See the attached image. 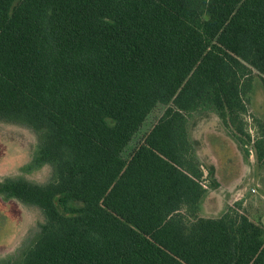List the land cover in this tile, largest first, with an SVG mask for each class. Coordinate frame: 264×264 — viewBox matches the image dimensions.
Masks as SVG:
<instances>
[{
    "label": "trees",
    "instance_id": "trees-1",
    "mask_svg": "<svg viewBox=\"0 0 264 264\" xmlns=\"http://www.w3.org/2000/svg\"><path fill=\"white\" fill-rule=\"evenodd\" d=\"M257 79L264 0H0V120L51 169L0 184L44 215L10 264H264V213H200L215 167L190 135L213 113L264 166Z\"/></svg>",
    "mask_w": 264,
    "mask_h": 264
},
{
    "label": "rangeland",
    "instance_id": "rangeland-1",
    "mask_svg": "<svg viewBox=\"0 0 264 264\" xmlns=\"http://www.w3.org/2000/svg\"><path fill=\"white\" fill-rule=\"evenodd\" d=\"M256 85L258 89L254 88L255 91L253 89L252 92L258 90V97H261L263 87L258 79ZM258 99L259 104H255L256 108L263 106L262 100ZM162 110L163 107L158 106L149 114L140 133L150 127ZM256 118H258L256 109L248 106L244 117V131L254 138L258 135ZM190 135L197 142L196 148L200 160L215 167L213 178L215 185L205 191L200 203V213L204 216L217 217L225 212L229 204L243 200L242 206L251 217L257 218L263 214L264 166H259L255 162V150L250 143L245 141L249 153L247 155L239 139L230 134L213 113L196 117L191 123ZM242 137L247 140L246 135ZM221 140L229 145L232 153V160L230 159L229 165H225L226 170L223 174L221 173L224 165L222 153H226L227 144L219 146ZM37 145V136L31 128L21 123L0 120V152H2L0 184L15 178H24L36 183H44L50 179V167L46 164L36 165L33 162ZM235 167L239 170L236 169L234 173ZM204 183L208 186L210 182L206 179ZM251 188H254V192L250 190ZM7 203H11L16 210H21L22 218L19 223H15V218L11 217L12 212L3 213ZM43 221L44 215L39 208L21 203L18 199L0 192V264H10L20 254L21 249L30 243Z\"/></svg>",
    "mask_w": 264,
    "mask_h": 264
},
{
    "label": "crops",
    "instance_id": "crops-1",
    "mask_svg": "<svg viewBox=\"0 0 264 264\" xmlns=\"http://www.w3.org/2000/svg\"><path fill=\"white\" fill-rule=\"evenodd\" d=\"M224 127V126H223ZM227 131H228V129L226 128V127H224ZM229 132V131H228ZM230 133V132H229ZM231 134V133H230ZM219 146H222L223 144L225 145V144H227L224 140H221V141H219ZM226 146V145H225ZM227 148V149H226ZM225 149H226V153H222V157L224 158V160H223V166H222V171H221V173L223 174L224 173V170H226V166L225 165H229V162L232 160L231 159V155H232V153H231V151H230V147H229V145L227 144V146L225 147ZM231 159V160H230ZM236 167L234 168V173L236 172ZM237 170H239V169H237ZM204 175H206V170L204 169ZM225 177H227V176H225ZM225 177H222V178H225ZM236 194V191H235V193H234V195ZM234 195H233V197H234Z\"/></svg>",
    "mask_w": 264,
    "mask_h": 264
},
{
    "label": "flooded vegetation",
    "instance_id": "flooded-vegetation-1",
    "mask_svg": "<svg viewBox=\"0 0 264 264\" xmlns=\"http://www.w3.org/2000/svg\"><path fill=\"white\" fill-rule=\"evenodd\" d=\"M2 158V152H0V159ZM9 202V201H8ZM22 203V202H21ZM9 204V205H8ZM11 203H7V204H5V206H4V211H3V213L5 212L6 214L7 213H13V215H11V217L12 218H15V223L17 222V223H19V221L21 220V216H22V212H21V210L20 209H18V210H16L15 208H14V206L13 205H11ZM15 216V217H14Z\"/></svg>",
    "mask_w": 264,
    "mask_h": 264
},
{
    "label": "water",
    "instance_id": "water-1",
    "mask_svg": "<svg viewBox=\"0 0 264 264\" xmlns=\"http://www.w3.org/2000/svg\"><path fill=\"white\" fill-rule=\"evenodd\" d=\"M261 222L264 223V215L261 217Z\"/></svg>",
    "mask_w": 264,
    "mask_h": 264
},
{
    "label": "built area",
    "instance_id": "built-area-1",
    "mask_svg": "<svg viewBox=\"0 0 264 264\" xmlns=\"http://www.w3.org/2000/svg\"><path fill=\"white\" fill-rule=\"evenodd\" d=\"M203 185H205V183H203ZM250 190H251L252 192H254V188H251Z\"/></svg>",
    "mask_w": 264,
    "mask_h": 264
}]
</instances>
